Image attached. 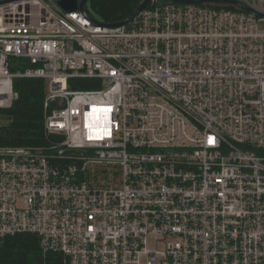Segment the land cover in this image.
<instances>
[{
  "label": "built area",
  "instance_id": "built-area-1",
  "mask_svg": "<svg viewBox=\"0 0 264 264\" xmlns=\"http://www.w3.org/2000/svg\"><path fill=\"white\" fill-rule=\"evenodd\" d=\"M206 4L111 27L0 3V137L20 77L45 79L54 137L0 144V243L37 234L38 264H264V18Z\"/></svg>",
  "mask_w": 264,
  "mask_h": 264
},
{
  "label": "trees",
  "instance_id": "trees-1",
  "mask_svg": "<svg viewBox=\"0 0 264 264\" xmlns=\"http://www.w3.org/2000/svg\"><path fill=\"white\" fill-rule=\"evenodd\" d=\"M143 0H88L86 10L95 20L114 23L128 17ZM214 8L236 9L233 5L206 4ZM150 6V5H148ZM46 81L43 78H16L18 97L5 109V123L0 144L47 146L54 137L45 130ZM80 87H92L83 84ZM43 261L37 234L20 233L7 236L0 243V264H38Z\"/></svg>",
  "mask_w": 264,
  "mask_h": 264
},
{
  "label": "water",
  "instance_id": "water-1",
  "mask_svg": "<svg viewBox=\"0 0 264 264\" xmlns=\"http://www.w3.org/2000/svg\"><path fill=\"white\" fill-rule=\"evenodd\" d=\"M9 1V0H4ZM152 0H143L140 5L125 19L114 22V23H107L105 25L111 26V27H117L124 25L128 23L131 19H133L141 10H143ZM166 1H173L177 3H183V4H205V3H211V4H223V5H233L237 6L238 8H241L257 17L264 18V13L257 11L256 9L248 6L241 0H166ZM2 1H0L1 3ZM58 4L65 9L68 12L71 11H77L81 10L87 17H90L86 10V4L88 0H81L79 3L78 0H57ZM96 23H101L98 20H95Z\"/></svg>",
  "mask_w": 264,
  "mask_h": 264
},
{
  "label": "rangeland",
  "instance_id": "rangeland-1",
  "mask_svg": "<svg viewBox=\"0 0 264 264\" xmlns=\"http://www.w3.org/2000/svg\"><path fill=\"white\" fill-rule=\"evenodd\" d=\"M0 1H3V0H0ZM48 87H49V86H48ZM2 119H3V122L5 123V122H6V121H5V116H3Z\"/></svg>",
  "mask_w": 264,
  "mask_h": 264
}]
</instances>
